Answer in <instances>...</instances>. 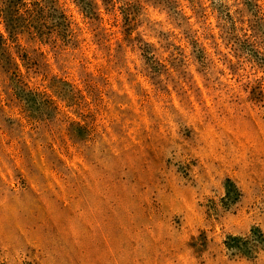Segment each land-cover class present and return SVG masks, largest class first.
I'll return each instance as SVG.
<instances>
[{
    "label": "rangeland",
    "instance_id": "1",
    "mask_svg": "<svg viewBox=\"0 0 264 264\" xmlns=\"http://www.w3.org/2000/svg\"><path fill=\"white\" fill-rule=\"evenodd\" d=\"M0 264H264V0H0Z\"/></svg>",
    "mask_w": 264,
    "mask_h": 264
}]
</instances>
